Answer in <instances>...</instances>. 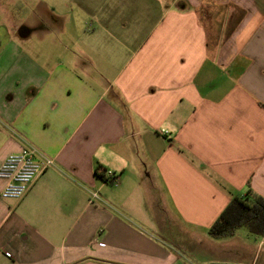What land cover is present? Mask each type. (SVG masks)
Here are the masks:
<instances>
[{
  "label": "crops",
  "instance_id": "0c3cea01",
  "mask_svg": "<svg viewBox=\"0 0 264 264\" xmlns=\"http://www.w3.org/2000/svg\"><path fill=\"white\" fill-rule=\"evenodd\" d=\"M20 2L0 7V167L31 145L55 163L20 199L0 178V264H182L187 238L264 264V237H207L264 196V0H35L32 22Z\"/></svg>",
  "mask_w": 264,
  "mask_h": 264
},
{
  "label": "trees",
  "instance_id": "16d2710c",
  "mask_svg": "<svg viewBox=\"0 0 264 264\" xmlns=\"http://www.w3.org/2000/svg\"><path fill=\"white\" fill-rule=\"evenodd\" d=\"M105 168L98 164L96 175L112 184ZM246 229L250 235L264 237V196L249 187L245 193L233 195L227 206L212 223L209 234L221 239L234 236L238 230Z\"/></svg>",
  "mask_w": 264,
  "mask_h": 264
},
{
  "label": "built area",
  "instance_id": "2783aa9c",
  "mask_svg": "<svg viewBox=\"0 0 264 264\" xmlns=\"http://www.w3.org/2000/svg\"><path fill=\"white\" fill-rule=\"evenodd\" d=\"M51 156L31 145L20 152L11 153L0 167V178L5 180L1 191L2 198H22L30 189L37 177L54 165ZM106 174L113 184H119V175L107 170ZM92 202L99 198L98 192H92Z\"/></svg>",
  "mask_w": 264,
  "mask_h": 264
},
{
  "label": "rangeland",
  "instance_id": "374dc122",
  "mask_svg": "<svg viewBox=\"0 0 264 264\" xmlns=\"http://www.w3.org/2000/svg\"><path fill=\"white\" fill-rule=\"evenodd\" d=\"M35 0H26L27 2V9H26V15L27 17L30 18V22L34 21V11H38L35 8ZM20 5L21 2L20 0H12L11 2H8V0H0V7H1V11L2 9H10L11 11V17H5V20H11L12 18L15 17V19L12 20H18L19 17L24 13L21 11L20 9ZM118 184H108L107 187L110 188H115ZM239 232H248L246 229H240L237 231V233ZM209 240H213L214 238L208 236ZM180 243V242H179ZM185 244V245H184ZM183 245H181V255L180 258L182 260V264H211L208 261L214 260L216 258V255L211 253L210 250L208 249H203L202 247L199 248L198 245L195 247H191V240H189V238H187V241L184 242ZM180 245V244H179ZM184 248H183V247Z\"/></svg>",
  "mask_w": 264,
  "mask_h": 264
}]
</instances>
